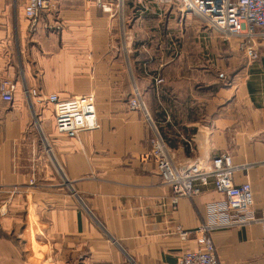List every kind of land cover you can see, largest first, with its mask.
Masks as SVG:
<instances>
[{
    "label": "crops",
    "instance_id": "1",
    "mask_svg": "<svg viewBox=\"0 0 264 264\" xmlns=\"http://www.w3.org/2000/svg\"><path fill=\"white\" fill-rule=\"evenodd\" d=\"M26 2L0 0V85H16L12 102L0 94V264H175L196 250L224 196L209 176L174 203L146 156L155 137L176 164L230 156L262 216L264 55L249 62L238 40L167 6L124 22L96 0H59L62 29L29 35ZM25 87L55 101L93 95L100 127L59 133ZM136 91L149 119L129 107ZM210 235L221 264H264L261 222Z\"/></svg>",
    "mask_w": 264,
    "mask_h": 264
},
{
    "label": "built area",
    "instance_id": "2",
    "mask_svg": "<svg viewBox=\"0 0 264 264\" xmlns=\"http://www.w3.org/2000/svg\"><path fill=\"white\" fill-rule=\"evenodd\" d=\"M59 0H27L24 6L25 18L30 31L35 33L41 26L46 30L60 31L61 22L55 16ZM104 12L112 13L113 5L108 0H96ZM117 6L123 0H114ZM163 12L164 6L177 9L180 13H193L209 27L217 30L224 38L239 40L240 49L249 62H255L264 55V0H153ZM157 84L162 78L155 79ZM16 85L4 81L0 85V94L4 101L12 102ZM30 108L34 105L53 104L55 126L59 133H75L96 130L100 127L93 95L74 97L66 101H55L51 96L41 94L35 88H24ZM131 110H143L149 119L145 104L136 91L129 101ZM36 127L41 130L38 122ZM44 138L45 150L50 155L51 148ZM153 159L165 184L174 192L173 202L180 197L193 198L201 193V187L213 177L215 189L224 196L223 201L208 206L209 223L202 224L196 231L198 248L183 253L175 264H221L214 246L211 232L215 229L233 225L261 222L264 225V210L258 218L254 211V195L249 182L235 184V175L239 166L233 164L228 155L201 156L198 162L176 164L168 151L167 144L161 137L152 138L146 153ZM182 238L191 232L178 228Z\"/></svg>",
    "mask_w": 264,
    "mask_h": 264
},
{
    "label": "rangeland",
    "instance_id": "3",
    "mask_svg": "<svg viewBox=\"0 0 264 264\" xmlns=\"http://www.w3.org/2000/svg\"><path fill=\"white\" fill-rule=\"evenodd\" d=\"M108 2H110L112 5H113V8H112V13H114V18L117 19V20H121L123 19V21L125 22V20L127 21V19L129 18V22H132L134 17L137 16V14H139V10H143V11H146V10H151V7H155L157 9H154L155 11H160V7L156 4L153 3V0H123V4L118 8L117 6V3L114 2V0H108ZM159 7V8H158ZM169 7V6H167ZM159 9V10H158ZM141 10V11H142ZM153 10V9H152ZM107 13V12H106ZM109 14V13H108ZM120 18V19H118ZM199 18V17H198ZM200 19V18H199ZM200 21H202L200 19ZM203 24H205L203 21H202ZM27 32L29 35H33L34 33H32L30 31V26L28 24V21H27ZM222 36V35H221ZM223 37V36H222ZM226 40H231V39H235V40H238L236 38H225ZM239 41V40H238ZM239 49H240V46H239ZM241 50V49H240ZM242 51V50H241ZM243 53V51H242ZM244 55V53H243ZM16 90V89H15ZM25 94V92H24ZM136 94V93H135ZM134 97V96H133ZM131 99V98H130ZM130 101V100H129ZM39 105V103H37ZM36 104V105H37ZM35 106V105H34ZM41 106V105H40ZM44 109H46L49 117H53V111H54V107H53V104H50V105H47V106H43ZM45 122V121H44ZM52 123L51 120H47L46 124H44V127L45 126H50V124ZM43 126V125H42Z\"/></svg>",
    "mask_w": 264,
    "mask_h": 264
}]
</instances>
